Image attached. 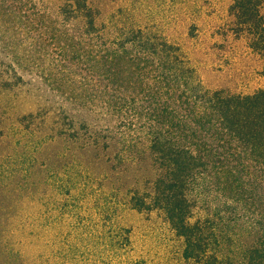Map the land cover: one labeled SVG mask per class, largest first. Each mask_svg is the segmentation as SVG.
<instances>
[{
	"label": "rangeland",
	"instance_id": "374dc122",
	"mask_svg": "<svg viewBox=\"0 0 264 264\" xmlns=\"http://www.w3.org/2000/svg\"><path fill=\"white\" fill-rule=\"evenodd\" d=\"M85 2L107 39L139 26L179 44L209 89L264 88V0ZM81 13L76 0H0V264H205L149 200L164 169L90 150L63 99Z\"/></svg>",
	"mask_w": 264,
	"mask_h": 264
},
{
	"label": "trees",
	"instance_id": "16d2710c",
	"mask_svg": "<svg viewBox=\"0 0 264 264\" xmlns=\"http://www.w3.org/2000/svg\"><path fill=\"white\" fill-rule=\"evenodd\" d=\"M76 3L78 80L61 93L88 148L121 168L164 169L148 197L185 237L186 258L264 264V88L209 89L176 42L139 26L107 39L96 12Z\"/></svg>",
	"mask_w": 264,
	"mask_h": 264
}]
</instances>
